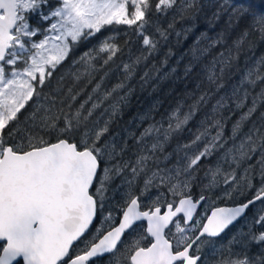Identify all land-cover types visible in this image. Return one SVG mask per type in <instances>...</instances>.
<instances>
[{
    "label": "trees",
    "instance_id": "trees-1",
    "mask_svg": "<svg viewBox=\"0 0 264 264\" xmlns=\"http://www.w3.org/2000/svg\"><path fill=\"white\" fill-rule=\"evenodd\" d=\"M60 5L34 0L18 11L27 33L15 31V39L29 49L9 65L12 44L1 63L5 74L28 64ZM140 6L132 22L111 21L70 41L0 128V155L6 146L24 152L65 139L99 160L90 190L95 221L58 264L113 227L132 198L141 210L174 206L180 196L168 179L173 173L188 177L184 195L204 198L182 243L172 226L166 231L174 250L196 235L213 207L264 192V0ZM133 11L128 4L130 19ZM150 242L138 223L113 253L87 264H131L133 250ZM192 252L200 255L197 264H264V197L219 237L197 240Z\"/></svg>",
    "mask_w": 264,
    "mask_h": 264
},
{
    "label": "water",
    "instance_id": "water-1",
    "mask_svg": "<svg viewBox=\"0 0 264 264\" xmlns=\"http://www.w3.org/2000/svg\"><path fill=\"white\" fill-rule=\"evenodd\" d=\"M17 1L0 0V64L12 46L17 25ZM99 161L89 149L78 150L65 139L16 152L6 146L0 156V264H58L91 228L96 202L90 190ZM264 192L246 202L213 207L196 235L179 250L166 231L178 217L192 223L204 198L181 196L168 204L141 210L137 197L124 208L118 222L102 233L84 252L65 264H87L113 253L125 234L139 222L151 240L130 255L131 264H197L190 251L201 237L216 238L242 218Z\"/></svg>",
    "mask_w": 264,
    "mask_h": 264
},
{
    "label": "rangeland",
    "instance_id": "rangeland-1",
    "mask_svg": "<svg viewBox=\"0 0 264 264\" xmlns=\"http://www.w3.org/2000/svg\"><path fill=\"white\" fill-rule=\"evenodd\" d=\"M34 0H18L17 10L29 9ZM142 0H61L60 7L53 12L52 24L47 36L34 46L30 54L29 62L24 68H13L9 74H5L0 64V128L9 120L15 112L23 105L32 91V81L37 76H42L46 66L59 62L66 54L69 42L76 40L85 30L96 31L104 24L111 21L132 22L141 16ZM168 3L169 0H161ZM133 5V18L127 16V5ZM21 17H17V25L12 31L14 48L7 63L13 65L21 59L22 51L29 49L17 36L26 34V24ZM173 192L183 196L188 190V177L174 173L168 177L171 181ZM192 223L189 226H181L179 221L172 225L173 233L179 243L185 240L189 231L194 228ZM138 241L136 239L134 242ZM135 245V244H134Z\"/></svg>",
    "mask_w": 264,
    "mask_h": 264
},
{
    "label": "flooded vegetation",
    "instance_id": "flooded-vegetation-1",
    "mask_svg": "<svg viewBox=\"0 0 264 264\" xmlns=\"http://www.w3.org/2000/svg\"><path fill=\"white\" fill-rule=\"evenodd\" d=\"M98 161H99V160H98ZM99 165H100V164H99ZM95 202H96V201H95ZM164 208H165V207H164ZM164 208H162V210H163ZM140 209H141V208H140ZM96 212H97V205H96ZM193 220H194V219H193ZM176 221H179V223H180V222L183 223V219H182V217H178L177 219L174 220V222L171 224V226H172ZM192 222H193V221H192ZM139 223H143V222H139ZM143 224H144V227H145V223H143ZM183 224H184V223H183ZM191 224H192V223H191ZM191 224H190V225H191ZM202 224H203V223H202ZM136 225H137V224H136ZM171 226H170V227H171ZM185 226H186V225H185ZM188 226H189V225H188ZM201 226H202V225H201ZM170 227H169V228H170ZM169 228H168V229H169ZM168 229H167V230H168ZM183 247H184V246H183ZM180 249H181V248H180ZM178 250H179V249H178ZM190 255H191V256H196V255H198V254L193 253V252H192V249H191V251H190ZM177 263H178V262H177ZM180 263L183 264V262H180Z\"/></svg>",
    "mask_w": 264,
    "mask_h": 264
}]
</instances>
